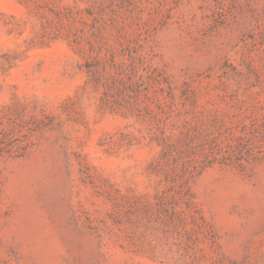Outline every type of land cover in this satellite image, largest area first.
I'll list each match as a JSON object with an SVG mask.
<instances>
[{
	"label": "rangeland",
	"instance_id": "1",
	"mask_svg": "<svg viewBox=\"0 0 264 264\" xmlns=\"http://www.w3.org/2000/svg\"><path fill=\"white\" fill-rule=\"evenodd\" d=\"M0 264H264V0H0Z\"/></svg>",
	"mask_w": 264,
	"mask_h": 264
}]
</instances>
